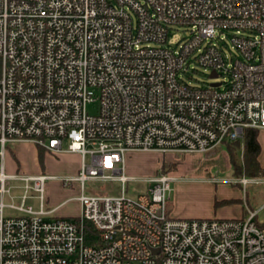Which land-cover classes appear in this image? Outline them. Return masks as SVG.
Instances as JSON below:
<instances>
[{
  "label": "built area",
  "instance_id": "1",
  "mask_svg": "<svg viewBox=\"0 0 264 264\" xmlns=\"http://www.w3.org/2000/svg\"><path fill=\"white\" fill-rule=\"evenodd\" d=\"M184 24L189 37L171 43ZM194 63L212 82L186 79ZM247 129H264V0H0V264H264V203L244 217H174L172 172L140 178L149 188L135 197L126 187L129 152L243 147ZM18 142L80 155L64 179L81 183L79 215L46 207L56 175L7 171ZM10 179L24 182L20 205L6 203ZM87 181L122 192L86 193ZM227 181L246 191L264 175Z\"/></svg>",
  "mask_w": 264,
  "mask_h": 264
},
{
  "label": "rangeland",
  "instance_id": "2",
  "mask_svg": "<svg viewBox=\"0 0 264 264\" xmlns=\"http://www.w3.org/2000/svg\"><path fill=\"white\" fill-rule=\"evenodd\" d=\"M191 29L187 24L178 25L170 33V42L175 44L185 40L189 37ZM192 67H197L198 69L191 71L192 76L187 75V80L196 84L212 82L209 69L200 65L197 66L195 63L191 66V70ZM89 109L92 112L96 111L95 106H90ZM258 138L262 146L259 161L264 168V129L259 131ZM231 148L243 161L242 144L236 143ZM39 149L43 150L44 155L42 157L39 156ZM6 160L8 172L17 173L18 175H36L39 173L56 175V177L49 178L46 182V207H55L56 209L53 214L58 216H74L80 214L81 203L77 199V196L83 191L81 183L79 181L67 183L64 179H70L72 176L78 174L81 166V157H76L69 152L55 155L44 148L35 146L33 143L18 142L8 143ZM87 161L90 162V156L87 157ZM160 169L170 171L179 177V179L186 178V181L189 180L196 185L204 186L206 189L209 184H213L216 197L221 199V204L217 208L226 215L224 217H230L233 214L240 216L239 203H246V199H248L252 208H259L264 203V184L250 183L245 191L241 185L227 181V179L233 178L237 174L235 168L230 163L226 144L219 145L207 152L165 154L156 151L129 152L126 155V173L134 176V178L130 179L126 184L127 194L135 197L138 194L146 192L149 185L140 178L156 174ZM259 175H264V173H259ZM23 184L24 182L19 179H10L8 181V187H10V193L6 195V203L8 205L21 204V197L25 193ZM121 189L122 183L117 181H87L85 192H100L116 195L122 192ZM29 194L31 196L27 199L26 205H31L34 209H39L40 201L35 197L34 191H30ZM242 199L243 201H241ZM216 202L220 201L216 200ZM171 204L172 199L169 203V210ZM5 214L7 216H14L21 214V211L7 206ZM259 220H264V210L260 212Z\"/></svg>",
  "mask_w": 264,
  "mask_h": 264
},
{
  "label": "crops",
  "instance_id": "3",
  "mask_svg": "<svg viewBox=\"0 0 264 264\" xmlns=\"http://www.w3.org/2000/svg\"><path fill=\"white\" fill-rule=\"evenodd\" d=\"M72 154L76 157L78 156L80 157L78 153H72ZM9 173H13V172H9ZM175 182H176L175 185H173V192L175 193L174 195H172V204L170 207V213L172 216L174 217H224L226 216L221 212L220 209L217 208L221 204V199H218L216 197V194L214 191L215 188L213 187V184L212 185L209 184L207 186L208 188L206 189L204 186L196 185L195 183L189 180L186 181V178L178 179ZM235 184H239V183H235ZM216 200L220 201L218 202L219 205H216ZM241 201H243V199ZM239 206H240V210H239L240 216L233 214V215H230V217H244L247 215V207L252 208L248 199H246V203L244 202L239 203ZM80 207H81V204H80ZM80 213H81V210H80ZM77 215H74V216H77ZM74 216H71V217H74Z\"/></svg>",
  "mask_w": 264,
  "mask_h": 264
},
{
  "label": "trees",
  "instance_id": "4",
  "mask_svg": "<svg viewBox=\"0 0 264 264\" xmlns=\"http://www.w3.org/2000/svg\"><path fill=\"white\" fill-rule=\"evenodd\" d=\"M258 137V129H247L245 139L243 141V161L240 159V156L231 148L232 145H235L236 143L242 144V142L236 141L226 143L230 163L235 168L237 176H240L244 173L251 176H257L259 173H264V168L261 166L259 161L262 146ZM43 155V150L39 149V156L42 157ZM217 204L218 202H216V205ZM262 225H264V223H262Z\"/></svg>",
  "mask_w": 264,
  "mask_h": 264
},
{
  "label": "water",
  "instance_id": "5",
  "mask_svg": "<svg viewBox=\"0 0 264 264\" xmlns=\"http://www.w3.org/2000/svg\"><path fill=\"white\" fill-rule=\"evenodd\" d=\"M213 76H217L216 73H214Z\"/></svg>",
  "mask_w": 264,
  "mask_h": 264
}]
</instances>
